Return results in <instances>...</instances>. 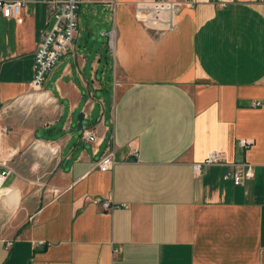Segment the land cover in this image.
I'll list each match as a JSON object with an SVG mask.
<instances>
[{
	"label": "crops",
	"instance_id": "0c3cea01",
	"mask_svg": "<svg viewBox=\"0 0 264 264\" xmlns=\"http://www.w3.org/2000/svg\"><path fill=\"white\" fill-rule=\"evenodd\" d=\"M136 1L80 0L75 45L44 85L56 120L22 106L47 5L0 14V173L2 153H25L0 182V264H264V0H189L167 31ZM213 151L225 163L196 171ZM247 164L252 178L226 177Z\"/></svg>",
	"mask_w": 264,
	"mask_h": 264
},
{
	"label": "built area",
	"instance_id": "2783aa9c",
	"mask_svg": "<svg viewBox=\"0 0 264 264\" xmlns=\"http://www.w3.org/2000/svg\"><path fill=\"white\" fill-rule=\"evenodd\" d=\"M29 1L44 2L48 11L53 17L54 22L50 29L45 30L39 40L35 51V76L33 80V91L22 97V103L36 92H45L44 85L47 81L48 74L58 63V61L73 49L79 27V5L80 0H0V14L3 17H20L23 6ZM194 6V1L189 0H138L136 1L137 18L149 29L167 31L174 27L177 14L180 12L184 4ZM110 46L114 47V31L107 33ZM47 101L51 99L47 98ZM256 105H261V102H256ZM6 112V109L3 108ZM83 136L90 141L97 139L95 130L84 129ZM50 144V143H49ZM240 144L248 148L252 143L250 141L241 140ZM37 147L45 148L44 142H37ZM53 156L58 153L57 148H51ZM133 154L138 157L139 149L135 148ZM115 153L112 149L101 157L97 166L102 171H109L114 164ZM225 163V156L222 152L213 151L202 163H196V171H201L203 165L222 164ZM4 170L0 173V178L4 179L10 175L14 169L8 161L3 162ZM248 165V164H247ZM226 177H233L237 185L244 178H252V167L248 165V171L243 174L239 170L233 171L230 169ZM100 200H95L98 203ZM111 201H106L104 207L110 209ZM12 242L8 243V247L12 246Z\"/></svg>",
	"mask_w": 264,
	"mask_h": 264
},
{
	"label": "rangeland",
	"instance_id": "374dc122",
	"mask_svg": "<svg viewBox=\"0 0 264 264\" xmlns=\"http://www.w3.org/2000/svg\"><path fill=\"white\" fill-rule=\"evenodd\" d=\"M36 105L37 106H41L42 105V106L51 107V109H52V118L54 120H56L59 117V111H58L57 107L54 106L53 102L48 103L47 102V98H45V100L43 102H36V104L34 103L32 105L25 106V108L23 107V110L26 109V113L29 114L31 111L36 109L35 108ZM7 114L8 113L5 112L3 108L0 109V140L1 141H2L1 132H3V130H4V132L5 131L8 132L10 130V127H9L10 124L8 123L9 115H7ZM39 137H41V138H43L45 140H48V139L51 138L50 135H47V134H44V133H40ZM52 138H57V136H53ZM29 148H32V146L30 145ZM42 149L44 150L45 148H42ZM9 153L10 152H4V153H2V155H3V158H5L4 161H8L12 166H14V162H15V160H16V158L18 156L25 154V153H23L20 150L14 156H9ZM32 160H35V159H32ZM37 171L38 170H36V168H35L34 173L37 174Z\"/></svg>",
	"mask_w": 264,
	"mask_h": 264
},
{
	"label": "bare ground",
	"instance_id": "6f19581e",
	"mask_svg": "<svg viewBox=\"0 0 264 264\" xmlns=\"http://www.w3.org/2000/svg\"><path fill=\"white\" fill-rule=\"evenodd\" d=\"M47 96L46 92H36L32 95H29L28 98L22 103V106H28V105H32L36 102H43L45 100ZM48 151L50 152L51 150L48 149ZM2 181V178H0V182Z\"/></svg>",
	"mask_w": 264,
	"mask_h": 264
},
{
	"label": "water",
	"instance_id": "95a60500",
	"mask_svg": "<svg viewBox=\"0 0 264 264\" xmlns=\"http://www.w3.org/2000/svg\"><path fill=\"white\" fill-rule=\"evenodd\" d=\"M78 118H79L78 128L79 130H83L84 129V126H83L84 114H80Z\"/></svg>",
	"mask_w": 264,
	"mask_h": 264
}]
</instances>
